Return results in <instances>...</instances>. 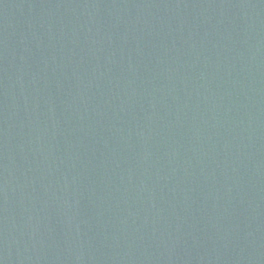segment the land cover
<instances>
[{"label":"water","instance_id":"obj_1","mask_svg":"<svg viewBox=\"0 0 264 264\" xmlns=\"http://www.w3.org/2000/svg\"><path fill=\"white\" fill-rule=\"evenodd\" d=\"M0 264H264V0H0Z\"/></svg>","mask_w":264,"mask_h":264}]
</instances>
